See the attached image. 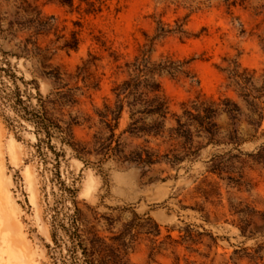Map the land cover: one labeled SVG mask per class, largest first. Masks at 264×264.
Returning <instances> with one entry per match:
<instances>
[{"label":"rangeland","instance_id":"1","mask_svg":"<svg viewBox=\"0 0 264 264\" xmlns=\"http://www.w3.org/2000/svg\"><path fill=\"white\" fill-rule=\"evenodd\" d=\"M74 1V8H70L40 0L42 11L53 15L58 26L56 31L38 36L45 58H12L27 79L36 74L46 94L53 81L37 72L59 67L63 72L75 73L89 51L104 56L96 71L101 77L100 87L86 92L73 113L81 109L95 114V107L111 96L116 79L114 65L93 40L97 35L125 58H132L150 42L159 26L175 28L184 22L189 37L169 33L155 40L151 49L153 59L166 53L191 59L199 79V84H191L186 79L160 77L173 111H180L182 102L198 94L238 99L227 78V70L235 62L259 74L264 71V0H102V11L90 14L84 10L85 1ZM6 11L12 12L11 5L0 0V13L10 19ZM71 30H80L78 50L64 47V38L60 37L65 34L69 38ZM20 34L11 41L1 39L4 48L20 52L16 42L29 32ZM124 123L122 120L121 128ZM74 131L79 139L91 138L87 129L75 127ZM35 141L29 126L17 133L0 117V264L57 261L46 211L53 202V184L50 172L36 154ZM252 148L253 143L243 145L245 150ZM70 152L68 149L61 171L67 181L75 179L86 244L97 233L107 243L125 247L129 264H251L234 251L254 245L256 239L245 240L239 234L232 224L235 217L230 206L245 201L264 210V169L247 168L249 184L238 187L227 179L205 176L203 160L210 148L203 150L201 159L188 170L177 172L163 164L145 174L141 168L113 158L102 166L85 165ZM90 160L96 162L97 157L92 155ZM209 182L215 189L206 199L197 187L209 189ZM199 206L204 211H199ZM155 224L160 226L158 235ZM188 225L203 233L201 243L174 242L182 241L181 230Z\"/></svg>","mask_w":264,"mask_h":264},{"label":"trees","instance_id":"2","mask_svg":"<svg viewBox=\"0 0 264 264\" xmlns=\"http://www.w3.org/2000/svg\"><path fill=\"white\" fill-rule=\"evenodd\" d=\"M4 1L11 5L12 12L6 11L10 19L0 13V117L17 133L29 126L36 137L33 144L36 154L51 174L53 202L47 205L46 211L57 250L56 264H129L125 247L107 243L97 233L86 244L75 179L67 181L61 171L68 149L85 165L102 166L113 158L133 164L145 174L163 164L177 172L181 168L188 170L201 159L202 151L210 148L207 159L203 160L205 176L227 179L238 187L249 184L247 168L264 169V71L259 74L256 69L241 68L235 62L228 68L227 78L238 99L230 95L198 94L182 102L180 111H173L160 77L186 79L191 84H199V79L191 59L169 53L153 59L151 49L155 40L169 33L189 37L183 28L185 23L175 28L159 26L150 42L132 58H125L97 35L93 40L107 52L109 63L114 65L116 79L111 86V96L95 107V114L81 109L73 113L86 92L100 87L101 77L96 71L104 56L89 51L75 73L63 72L59 67L37 72L53 81V87L45 94L36 74L27 79L19 73L17 62L13 63L12 58H45L38 36L56 31V18L42 11L40 0ZM45 1L70 8L75 6L74 0ZM82 1L86 3V13L102 11V0ZM76 7L80 8L81 4ZM26 31L29 35L16 42L20 52L4 48L1 39L11 41ZM60 37L64 38V47L79 49L80 30H71L69 38H65V34ZM122 120L125 123L121 128ZM75 127L89 130L91 138H77ZM245 143H253V148L243 149ZM92 155L97 157L96 162L90 160ZM207 186L209 189L197 187L206 199L215 189L211 182ZM198 210L202 212L204 208L199 206ZM230 212L239 234L245 240L256 239L254 245L235 250L234 254L247 258L251 264H264V210L239 201L231 204ZM155 225L158 235L160 226ZM181 231H184L182 241L173 239L175 243H201L202 232L189 225Z\"/></svg>","mask_w":264,"mask_h":264}]
</instances>
